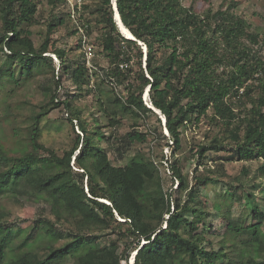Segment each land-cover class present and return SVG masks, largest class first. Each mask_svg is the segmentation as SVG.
Wrapping results in <instances>:
<instances>
[{
    "label": "trees",
    "instance_id": "obj_1",
    "mask_svg": "<svg viewBox=\"0 0 264 264\" xmlns=\"http://www.w3.org/2000/svg\"><path fill=\"white\" fill-rule=\"evenodd\" d=\"M43 2L0 0V107L30 150L0 144V200L45 202L26 227L0 209V264H130L135 252L134 264H264V31L237 0L203 10L196 0H116L136 39L120 30L114 0H92L75 18L69 0H46L45 33L22 29ZM65 4L73 29L57 12ZM81 28L89 42L97 34L92 63ZM57 109L70 130L63 148L43 141ZM125 119L124 134L106 132ZM189 127L205 132L186 147ZM117 141L124 164L107 145ZM145 141L150 151L132 152ZM231 162L243 163L237 175ZM167 171L176 187L166 188ZM213 185L223 191L205 196ZM237 203L251 209L236 216Z\"/></svg>",
    "mask_w": 264,
    "mask_h": 264
},
{
    "label": "rangeland",
    "instance_id": "obj_2",
    "mask_svg": "<svg viewBox=\"0 0 264 264\" xmlns=\"http://www.w3.org/2000/svg\"><path fill=\"white\" fill-rule=\"evenodd\" d=\"M224 0H196L194 2V7L197 10H203L207 6H217L219 3L223 2ZM227 3L230 0H226ZM239 2L237 11L239 14L244 15L249 21L254 25L255 30H259L261 32L264 31V0H237ZM92 0H69V3L74 5L73 13L74 11H82L86 17H88L87 12H85L84 5L91 3ZM193 0H184L185 5L189 6ZM226 3V5H227ZM225 5V6H226ZM61 15H65L67 19V24L66 26H69L70 29H73L76 27V24L73 20H70L68 17L69 14V7L68 4L63 5L58 11ZM77 13L73 15V17H77ZM50 18V8L46 0H44L43 3L39 5V12L37 15L33 17H27V19L22 21L21 28L25 29L32 23V27L35 31H37L39 34H44L45 29L41 28V25H44L49 21ZM64 26L61 28L58 33L56 34V37L63 38L64 35H66V32L68 30V27ZM66 27V28H65ZM97 34H94L93 36H90L89 39H91V42L94 43L96 52H100L99 44L97 43V40H95V36ZM77 39L75 37H71L69 39V43H74ZM90 42V43H91ZM92 44V43H91ZM145 50V48H144ZM94 51V50H93ZM58 61V59L56 58ZM92 63V62H91ZM105 64V62H103ZM70 86V91L73 92L74 87L69 84ZM30 92V91H28ZM63 97H64V90L61 92ZM149 94V92H148ZM28 95H31L28 93ZM27 95V96H28ZM32 96V95H31ZM146 98V97H145ZM147 99V98H146ZM149 99V96H148ZM150 104V103H149ZM151 105V104H150ZM152 106V105H151ZM6 104H4L2 107H0V144H2L7 151L10 153H19L23 154L25 152H29V148H27V145L24 140H22L20 137L15 136L13 134L12 128L10 126V118L3 117V112L6 110ZM65 110H60L57 109L53 111L50 115L49 121L46 123V126L44 127V132H43V141L47 144L53 145L56 148H63L67 145L69 141V134L70 130L68 128V122L65 119ZM138 122H140L141 125V130H145L144 127V122L142 119H136ZM133 120L130 119H125L124 124L120 127H118L116 130H111V128H106V132L108 134H113L114 137H119L121 134H124L128 129H130V125L132 124ZM151 122L154 121V117H151L150 119ZM76 130L79 131V128L76 126ZM167 132V131H166ZM204 132L205 130H197L195 127H189L185 131V136H184V144L185 146H190L192 142L198 141L203 139L204 137ZM118 142V141H117ZM112 143L110 142L108 145L110 151H111V157L115 159V162L118 164H124L128 161V158L125 157L120 158V149L118 148L119 142L117 143ZM153 143L150 141H145L139 144H136L132 150V152L136 151L137 149L141 148L144 149L145 151H150V148L152 149ZM122 151V148H121ZM155 155L158 157L162 156V152L160 149L155 148ZM164 155L165 158H168L170 155V150L169 148L164 149ZM118 159V160H116ZM208 163H212L211 161ZM254 167H256L258 164L257 162L251 163ZM194 165V162H191L189 165V169H192ZM243 166L242 162H231L227 163V167L229 171L233 175H237L240 173L241 168ZM212 167L209 168H204L202 170V173L204 175H210L212 173ZM164 177H166V188L170 187H176L178 181H174L173 185V179L171 176V172L167 171L164 173ZM262 181V179H256L255 181H249L248 182V190H253L252 187L254 184L259 183ZM255 189V188H254ZM217 191H223V188L221 185L218 186H211L209 188H205L203 190V194L205 196L208 195H213L214 192ZM256 192L258 193L259 196H263L261 192H259V188H256ZM45 205V202L43 201H36L35 204L32 203H25V202H17L14 199H10L8 197L2 198L0 200V209H4L5 212L8 213L10 220L14 222L20 223L23 227H26L29 225L30 222H32L35 219V216H37V213L39 212V207H42ZM263 206V204H262ZM251 209L250 205H245V204H239L237 203L234 207V214L240 215L243 213V210L248 211ZM249 221H251V218L249 217ZM217 228L221 229L222 225L220 224L219 220H216ZM21 228L16 229V233H19ZM234 259V258H231Z\"/></svg>",
    "mask_w": 264,
    "mask_h": 264
},
{
    "label": "water",
    "instance_id": "obj_3",
    "mask_svg": "<svg viewBox=\"0 0 264 264\" xmlns=\"http://www.w3.org/2000/svg\"><path fill=\"white\" fill-rule=\"evenodd\" d=\"M116 3V2H115ZM116 6V7H115ZM114 9H115V20L117 21V24L119 25V27H120V30L122 31V27L124 26L125 27V25L123 24V22H122V20H121V17H120V14H119V12H118V18H119V20L117 19V14H116V9H117V5H115L114 4ZM128 29V28H127ZM129 30V29H128ZM123 32V31H122ZM147 51V50H146ZM148 89H150V87H148ZM148 89L146 90V93L145 94H147L148 93ZM148 96H149V94H148ZM144 98H145V96H144ZM146 99V98H145ZM147 100V99H146ZM152 105V104H151ZM150 104H148V106L149 107H151V108H153L156 112H158L155 108H154V106L152 105L151 106ZM163 121H164V123L166 122V120L165 119H163ZM168 132V131H167ZM137 254V252H135L134 254H133V256H132V258H131V260H130V264H134V262H135V255Z\"/></svg>",
    "mask_w": 264,
    "mask_h": 264
},
{
    "label": "built area",
    "instance_id": "obj_4",
    "mask_svg": "<svg viewBox=\"0 0 264 264\" xmlns=\"http://www.w3.org/2000/svg\"><path fill=\"white\" fill-rule=\"evenodd\" d=\"M74 6V5H73ZM74 13H75V11H74ZM73 13V14H74ZM81 30V32L84 34V30L81 28L80 29ZM83 44H84V48H85V50H86V54H87V57H88V61H89V63H91V58H92V56H93V47H92V45L90 44V42H89V40H88V38H87V36L84 34V36H83ZM146 50V49H145Z\"/></svg>",
    "mask_w": 264,
    "mask_h": 264
},
{
    "label": "bare ground",
    "instance_id": "obj_5",
    "mask_svg": "<svg viewBox=\"0 0 264 264\" xmlns=\"http://www.w3.org/2000/svg\"><path fill=\"white\" fill-rule=\"evenodd\" d=\"M116 2V0H114V3ZM115 5H116V3H115ZM116 7V6H115ZM116 14H117V19L119 20V18H118V9H116ZM122 33L123 34H125L128 38H131V39H136L134 36H133V34L131 33V31L130 30H128L126 27H122ZM148 92H149V89H148ZM145 97L148 99V93L147 94H145ZM158 111V110H157ZM159 112V111H158Z\"/></svg>",
    "mask_w": 264,
    "mask_h": 264
}]
</instances>
